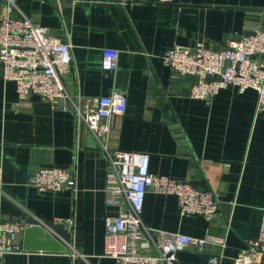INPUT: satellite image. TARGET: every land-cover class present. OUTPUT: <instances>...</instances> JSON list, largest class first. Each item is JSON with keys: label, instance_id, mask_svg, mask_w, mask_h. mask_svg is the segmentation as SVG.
<instances>
[{"label": "crops", "instance_id": "crops-1", "mask_svg": "<svg viewBox=\"0 0 264 264\" xmlns=\"http://www.w3.org/2000/svg\"><path fill=\"white\" fill-rule=\"evenodd\" d=\"M6 14L71 44L62 81L76 103L84 107L113 91L125 96V113L108 122L109 152L147 153L150 172L214 194L219 210L209 222L181 215L176 196L147 190L145 226L222 242L187 246L177 263L211 264L216 257L235 264L257 238L264 210V109L253 89L192 98L195 77L172 71L163 56L199 42L225 47L264 30V0H17L12 11L0 0V17ZM103 50L117 52L114 71L101 68ZM43 166L67 169L76 189L38 193L31 178ZM108 170L100 144L72 110L33 95L19 100L0 67V222L24 229L29 219L54 221L71 234L63 252L27 251L22 229L16 239L22 252L4 255L0 264H115L103 255L104 219L118 215L107 202ZM254 264H264V251Z\"/></svg>", "mask_w": 264, "mask_h": 264}, {"label": "built area", "instance_id": "built-area-1", "mask_svg": "<svg viewBox=\"0 0 264 264\" xmlns=\"http://www.w3.org/2000/svg\"><path fill=\"white\" fill-rule=\"evenodd\" d=\"M12 11L17 0H5ZM162 2L170 0H160ZM117 52L103 50L101 68H117ZM71 62V44L52 36L45 27L25 17H0V67L2 78L15 84L19 100L37 96L52 108L70 109L82 121L104 151L108 160L107 202L118 208L117 216L104 219L103 255L115 264H178L176 254L187 246L202 250L206 244H221L216 238H194L184 234L154 231L142 220L144 197L149 188L177 198L181 215L201 216L213 221L219 206L214 194L191 183L177 181L150 172V156L137 151L109 152L106 139L108 122L126 111L125 96L113 91L108 96L90 100L82 107L67 92L62 75ZM163 62L172 71L195 77L190 96L195 99L212 98L225 88H236L242 93L253 89L257 93V107L264 109V30L257 28L250 35L231 41L225 47L197 43L194 47H174L163 56ZM62 102L61 104H59ZM38 193L76 189L67 169L43 166L31 178ZM71 225V220H68ZM23 229L20 222H0V258L22 252L16 244ZM264 251V210L258 236L234 260L235 264H254ZM211 264L219 259L212 257Z\"/></svg>", "mask_w": 264, "mask_h": 264}, {"label": "water", "instance_id": "water-1", "mask_svg": "<svg viewBox=\"0 0 264 264\" xmlns=\"http://www.w3.org/2000/svg\"><path fill=\"white\" fill-rule=\"evenodd\" d=\"M23 229L22 248L27 251L63 252L71 242V234L64 224L29 219Z\"/></svg>", "mask_w": 264, "mask_h": 264}]
</instances>
